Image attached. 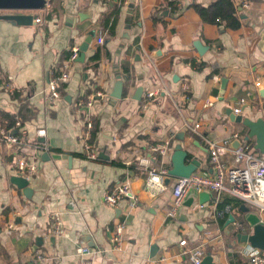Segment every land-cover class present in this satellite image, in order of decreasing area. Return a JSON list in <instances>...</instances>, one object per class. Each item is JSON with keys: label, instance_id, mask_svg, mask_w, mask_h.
I'll list each match as a JSON object with an SVG mask.
<instances>
[{"label": "crops", "instance_id": "1", "mask_svg": "<svg viewBox=\"0 0 264 264\" xmlns=\"http://www.w3.org/2000/svg\"><path fill=\"white\" fill-rule=\"evenodd\" d=\"M216 1L47 0L49 9L33 13L31 25L0 20V133L11 131L25 142L21 147L0 146V264H33V254L41 250L56 257V264H78L83 257L77 251L84 245L95 255L94 264H151L157 258H165L164 264H191L190 251L206 238L211 242L204 259L211 258V264H249L242 250L250 244L240 243L237 234H253L249 215L264 222L261 207L228 194L218 200L212 192H203L211 198L201 205L203 193L193 191L178 218L168 219L176 179L166 192L153 197L138 169L146 158L151 168L170 171L175 148L181 145L191 160L201 163L196 173L214 175L207 141L229 142L221 157L226 168L237 166L235 152L248 143L254 148L251 154L264 160L256 137L247 140L248 128L228 116L246 99L236 116L264 120V52L259 47L264 0L233 1L241 23L236 30L220 18L203 21L196 7L208 8ZM131 2L135 8L126 39ZM119 6L111 37L104 25ZM91 32L95 36L84 61L78 59L65 69L73 50H80ZM100 35L103 44L98 42ZM196 42L207 48L203 54ZM118 61L126 80L123 98L114 102ZM63 71L69 72L70 81L60 84L61 99L51 101L49 82ZM258 81L262 88L256 87ZM139 88L144 89L140 101L135 99ZM149 93L155 97L144 110ZM207 99L217 100L213 108L204 107ZM90 100L91 108L80 107ZM18 119L25 135L14 128ZM89 121L97 126L95 161L85 157ZM39 130H45L46 137L39 138ZM168 140V156L151 151ZM40 145L48 146L49 152ZM45 153L67 158L45 161ZM23 157L38 167L29 180V196L12 182L18 176L16 162ZM127 180L133 191L140 190L134 192L138 206L132 208L129 200L117 208L109 206L105 193ZM224 202L228 204L221 206ZM53 213H60L63 223L55 244L53 236L50 242L48 237ZM231 215L236 221L228 224ZM239 223L244 231L237 229ZM121 224L118 246L112 238ZM9 225L15 227L10 233ZM39 237L46 243L34 251Z\"/></svg>", "mask_w": 264, "mask_h": 264}, {"label": "built area", "instance_id": "2", "mask_svg": "<svg viewBox=\"0 0 264 264\" xmlns=\"http://www.w3.org/2000/svg\"><path fill=\"white\" fill-rule=\"evenodd\" d=\"M50 4L47 2L46 8L49 9ZM243 6L248 8V4L244 3ZM35 22H41V19H36ZM98 42L104 43L103 36L100 35ZM80 50L74 49L70 59L65 65V69L68 70L69 65L76 62L79 59ZM70 81V75L68 71H63L61 75L52 78L49 82V94L50 100L55 101L61 99V93L59 91L61 83H68ZM256 87L262 88L263 83L258 81ZM155 93H149L146 96V102L143 105V109L147 110L150 106ZM94 100L80 104V107L91 108ZM217 101V100H216ZM214 100L207 99L205 102V108H213L215 106ZM247 100L241 99L238 106L234 109L235 115H240L242 107L246 105ZM16 130L21 129L22 134L26 132L22 128V122L20 119L17 120ZM94 124L89 121L86 128L85 135V157L88 160H97V153L93 152L94 146L91 144L92 130ZM201 128L200 124L194 127V131ZM39 138L46 137L45 130H39L37 132ZM21 136L14 135L11 131H2L0 133V146H7L12 148L14 146H23L25 142ZM209 146V153L211 156V162L215 171L214 175L209 174H198L195 173L189 178L176 179L172 188V204L168 210V219H177L180 210L183 209L186 199L189 194L193 191L198 193L212 192L218 195V200L222 194H228L244 203L255 204L264 210V160L258 159L251 154L249 147H241L235 152V162L237 164L234 168H226L221 161V157L227 154L229 142L218 143L213 141H207ZM44 152H49L48 146H37ZM171 141H165L151 148V151L158 153L162 157H166L170 154ZM130 165V164H129ZM138 169L143 172L146 176L145 187L153 197H157L167 191L168 187L165 185V179L169 175L167 169H154L149 165L148 159H141L138 164ZM16 173L18 177L26 180H30L38 173V167L36 163L28 160L27 158H19L16 162ZM105 202L113 207L117 208L120 202L129 200L131 207L136 208L139 204V198L134 193L131 180H127L120 183L111 190L105 193ZM224 213H219L223 215ZM51 226L48 232L49 242L50 238L58 237L63 233V223L61 220L60 213H53L50 217ZM249 227L253 229L251 224ZM236 227L240 231H244V224H236ZM14 225H9L7 232L10 233L14 229ZM124 230V226L121 224L117 227L115 236L112 238V242L116 245H120L121 236ZM48 240V239H47ZM211 242L210 238L203 240V243L198 248L190 251V262L191 264H203L205 258V247ZM46 243V240H45ZM44 243V245H45ZM186 241L181 242V246H186ZM119 249V247H117ZM242 253L248 259L249 264H264V250H259L251 245H247L242 250ZM77 254L81 257V261L78 264H94V256L91 249L88 246H83L78 249ZM57 258L50 255L47 251L41 250L33 254V264H56ZM165 258H157L151 260V264H164Z\"/></svg>", "mask_w": 264, "mask_h": 264}, {"label": "water", "instance_id": "3", "mask_svg": "<svg viewBox=\"0 0 264 264\" xmlns=\"http://www.w3.org/2000/svg\"><path fill=\"white\" fill-rule=\"evenodd\" d=\"M47 4V0H0V12L4 13L0 15V20L7 21L10 24L14 26H28L31 25L34 20L33 14H27V12H33V11H42L44 10L45 6ZM135 8V2H131L128 5V18L126 19V33L124 34V38H129V31L131 29V16L133 14V10ZM83 15L81 14L79 16L80 20H83ZM164 16L168 15V12H164ZM243 19L246 18V16H242ZM95 36L94 32H91L83 46L80 48V56H79V62H83L87 53V50L89 48V44L93 40V37ZM195 47L199 51L200 54H203V51H205L207 48L203 46L201 42H196ZM259 47L264 52V30L261 32V42L259 43ZM123 48V46H122ZM116 72H117V82L115 84V88L113 90L112 98L113 101L121 100L123 98L124 93V82L126 80L125 76H122L120 74L119 69V61L116 62ZM224 84L227 83V80L225 79ZM144 89L139 88L136 100L140 101L141 97L143 95ZM228 116L230 117L232 122L235 123H243L246 128L249 130V135L246 138L247 140L252 139L256 137L257 140V146L256 149L264 152V120L259 119L257 121H252L249 119H244L242 116H236L233 111L228 113ZM237 145L240 147L241 142H238ZM43 160L49 161L52 158L56 159H66V156H50L49 153H45L43 155ZM201 167V163L198 160H191L189 158V154L183 150V147L181 145L176 146L174 154L172 156V168L169 171L168 177L165 179V185L169 187L172 183V180L174 179H182V178H189L193 174H195L199 168ZM12 182L15 186H17L19 189L24 190L27 196L32 192L29 188V181L26 179H23L21 177L15 176L12 178ZM140 190L139 188L134 189L135 193H138ZM211 198V195L208 193L201 194V205H204L207 201H209ZM189 204V202H188ZM186 204V205H188ZM236 219L231 215L228 224L235 223ZM248 224H251L253 226V234L247 235L243 233L237 234V238L240 243L244 244H250L252 247L264 250V222L261 221L259 216L257 215H249L247 217ZM55 237L51 239V242L55 244ZM45 243L44 237H39L36 240V244L34 247V251H37L41 246H43ZM154 250V249H153ZM20 264V263H15ZM203 264H211V258L204 259Z\"/></svg>", "mask_w": 264, "mask_h": 264}, {"label": "trees", "instance_id": "4", "mask_svg": "<svg viewBox=\"0 0 264 264\" xmlns=\"http://www.w3.org/2000/svg\"><path fill=\"white\" fill-rule=\"evenodd\" d=\"M234 0H217L212 6L208 8L204 7H196L197 11L199 12L201 18L205 22H215L217 18L222 19L223 21L226 22V27H229L233 30L239 29L241 26L240 20H239V12L238 9L234 5ZM123 3V2H122ZM121 3V4H122ZM121 7H116L114 11V15L112 16L113 18H109V21L104 25V28H106L109 31V36L113 37L115 35V28H116V23L118 19V15L121 11ZM113 19V20H112ZM195 66V65H194ZM197 67V66H195ZM124 69V67H123ZM96 125L93 128V136L91 140V144L94 145L96 142ZM96 145V144H95ZM250 149H254L250 143L248 145ZM228 202H224L221 206L227 205Z\"/></svg>", "mask_w": 264, "mask_h": 264}, {"label": "rangeland", "instance_id": "5", "mask_svg": "<svg viewBox=\"0 0 264 264\" xmlns=\"http://www.w3.org/2000/svg\"><path fill=\"white\" fill-rule=\"evenodd\" d=\"M30 13H34V14H39L40 13V11H33V12H27V14H30Z\"/></svg>", "mask_w": 264, "mask_h": 264}]
</instances>
